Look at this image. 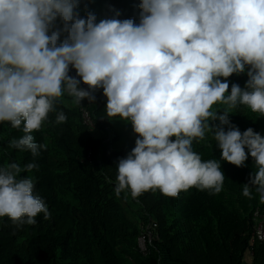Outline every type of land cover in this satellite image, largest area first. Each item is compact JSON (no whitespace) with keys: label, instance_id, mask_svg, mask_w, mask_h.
Here are the masks:
<instances>
[{"label":"clouds","instance_id":"clouds-1","mask_svg":"<svg viewBox=\"0 0 264 264\" xmlns=\"http://www.w3.org/2000/svg\"><path fill=\"white\" fill-rule=\"evenodd\" d=\"M78 6L79 0H0V122L23 126L24 133L9 147L38 156L47 146L32 132L57 99L67 92L78 104L94 101L102 87L107 117L130 120L138 134L117 163V196L159 189L177 197L190 187L219 193L220 161H204L192 147L211 131L223 160L243 167L249 154L254 159L257 171L243 195L251 198L255 186L264 202V136L251 127L241 132L229 119L241 104L264 116V0H142L138 25L115 18L97 23L91 11L80 17ZM70 65L91 91L69 75ZM246 68L245 87L232 83L229 92L226 78ZM216 103L228 107L218 114L210 110ZM66 119L56 116L57 123ZM34 168L0 167V217L17 225H34L40 213L50 218L34 179L20 176Z\"/></svg>","mask_w":264,"mask_h":264},{"label":"trees","instance_id":"trees-1","mask_svg":"<svg viewBox=\"0 0 264 264\" xmlns=\"http://www.w3.org/2000/svg\"><path fill=\"white\" fill-rule=\"evenodd\" d=\"M141 3L79 0L77 11L82 18L88 11L95 13L97 23L115 18L132 19L138 25ZM56 27H63L59 18ZM66 35L62 33L60 39ZM69 75L81 81L79 87L91 91L71 65ZM226 79L229 92L232 83L244 88L247 68ZM93 95L94 101L84 98L81 104L67 92L57 99L55 111L32 132L38 144L47 146L35 157L28 150L9 147L12 139L24 135L23 126L17 129L10 122H0V167L12 162L22 168L37 164L38 168L20 176L34 179V191L50 212L49 219L38 214L34 225H17L7 216L0 217V264H264V243L255 242L249 254L252 213L256 207L264 213L255 186H250L251 198L243 195L244 184L257 171L250 154L243 167L223 160L213 132L206 131L205 138L194 140L192 147L202 160L220 161L225 177L219 193L190 187L177 197L159 189L138 197L125 189L117 196V163L135 147L138 134L130 120L107 117L102 87ZM227 107L216 103L210 110L222 114ZM59 112L66 115L65 122H56ZM231 112L230 122L241 132L251 127L264 136V116L242 104ZM209 123L218 125L219 120ZM141 236L145 250L138 245Z\"/></svg>","mask_w":264,"mask_h":264},{"label":"built area","instance_id":"built-area-1","mask_svg":"<svg viewBox=\"0 0 264 264\" xmlns=\"http://www.w3.org/2000/svg\"><path fill=\"white\" fill-rule=\"evenodd\" d=\"M85 114H87V113L83 112V117ZM88 118H89V116H88ZM85 122L88 123L89 125H91L90 119H88V122L85 120ZM252 218L254 220V226H253V230L251 232V238H250V247H249V254L250 255L253 254V244L255 242L264 243V213H262L260 211V209L258 207H256L252 213ZM147 229H148V227H147ZM141 237L144 240V249L141 248V246L139 244ZM141 237L138 239V245H139V248L141 250H145V238H144V236H141ZM149 237H150V233H149Z\"/></svg>","mask_w":264,"mask_h":264},{"label":"rangeland","instance_id":"rangeland-1","mask_svg":"<svg viewBox=\"0 0 264 264\" xmlns=\"http://www.w3.org/2000/svg\"><path fill=\"white\" fill-rule=\"evenodd\" d=\"M84 118H85V120L88 122V115L87 114H85L84 115ZM140 246H141V248H143L144 249V240H143V238L141 237V239H140Z\"/></svg>","mask_w":264,"mask_h":264}]
</instances>
